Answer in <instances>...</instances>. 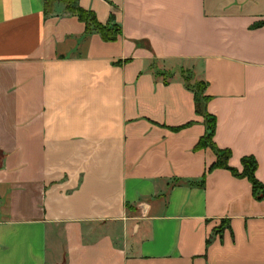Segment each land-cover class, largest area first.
<instances>
[{"label": "crops", "instance_id": "1", "mask_svg": "<svg viewBox=\"0 0 264 264\" xmlns=\"http://www.w3.org/2000/svg\"><path fill=\"white\" fill-rule=\"evenodd\" d=\"M78 5L118 37L0 0V264H264V200L208 171L182 77L206 83L228 164L254 157L264 184V0Z\"/></svg>", "mask_w": 264, "mask_h": 264}, {"label": "trees", "instance_id": "2", "mask_svg": "<svg viewBox=\"0 0 264 264\" xmlns=\"http://www.w3.org/2000/svg\"><path fill=\"white\" fill-rule=\"evenodd\" d=\"M55 2H61L65 6V10L84 23V34L98 33L104 41H114L120 34V26L116 24L113 15H110L106 23H101L97 20L96 15L91 10H86L78 5V0H44V13L49 14ZM186 72V71H182ZM188 73V72H187ZM183 79L188 87L194 93V108L196 114L202 115L205 127L204 134L199 138L194 146V150L209 147L216 155V161L209 167L208 171L214 168H224L230 171L234 177L247 178L252 186V193L258 200H264V184L260 182L256 176L255 171L257 162L252 156H244L241 158V170L232 167L228 164L231 156V151L227 148H219L213 140L216 130V118L213 114L207 111L206 105L210 96L204 94L206 83L197 81L193 85H189V74L185 75ZM189 124V123H188ZM205 175L201 178V185L204 181ZM223 225L214 229L213 233H219L223 230ZM210 242V238L206 240V245Z\"/></svg>", "mask_w": 264, "mask_h": 264}, {"label": "rangeland", "instance_id": "3", "mask_svg": "<svg viewBox=\"0 0 264 264\" xmlns=\"http://www.w3.org/2000/svg\"><path fill=\"white\" fill-rule=\"evenodd\" d=\"M188 73L187 72H182V77L184 76V78H186V76L185 75H187ZM189 85H193L191 82H190V80H188V82H187Z\"/></svg>", "mask_w": 264, "mask_h": 264}]
</instances>
